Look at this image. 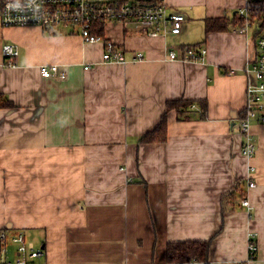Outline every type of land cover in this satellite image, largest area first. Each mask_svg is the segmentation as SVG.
Instances as JSON below:
<instances>
[{
  "label": "crops",
  "instance_id": "0c3cea01",
  "mask_svg": "<svg viewBox=\"0 0 264 264\" xmlns=\"http://www.w3.org/2000/svg\"><path fill=\"white\" fill-rule=\"evenodd\" d=\"M246 1L165 0L185 17L178 34L106 23L127 59L144 55L125 63L61 28L0 23V96L13 103L0 106V227L44 249L33 264H167L168 241L210 238L208 264H243L249 233L258 247L249 264H264V122L250 123L248 158L236 123L260 35L256 23L239 31L234 13ZM215 17L227 28L206 31ZM4 43L18 49L15 66L3 62ZM187 46H204L203 59L180 58ZM47 63L66 76L42 77ZM180 98L205 99L206 117L169 109L166 139L140 142ZM236 180L250 205L237 196L222 211Z\"/></svg>",
  "mask_w": 264,
  "mask_h": 264
},
{
  "label": "built area",
  "instance_id": "2783aa9c",
  "mask_svg": "<svg viewBox=\"0 0 264 264\" xmlns=\"http://www.w3.org/2000/svg\"><path fill=\"white\" fill-rule=\"evenodd\" d=\"M235 13L243 19L239 31L251 23H256L257 28L264 30V0H247ZM184 19L183 13L170 9L165 0H0V23L3 26H38L45 31L66 28L88 42H102V60L117 63H125L129 59L123 48L104 36L102 31L106 23L130 24L155 36L178 34ZM256 45V57L244 67L246 101L241 115L236 119L243 136L240 152L247 158L255 151L249 131L250 123L254 120L264 122V33H260ZM205 50L204 46H187L180 58L202 60ZM2 54L5 65H16L18 49L15 44L4 43ZM143 57L141 51H134L129 61ZM168 57L173 59L176 53L169 50ZM39 72L42 77L66 76V71L56 63L41 64ZM249 170L253 171L250 165ZM247 185L254 186V181L248 178ZM240 204L245 207L250 205L247 197L242 198ZM9 243L15 247L12 255ZM247 249L248 256L243 264H249L257 254L258 247L252 233H249ZM43 254V248L26 241L22 230L11 232L6 227H0V264H33Z\"/></svg>",
  "mask_w": 264,
  "mask_h": 264
},
{
  "label": "trees",
  "instance_id": "16d2710c",
  "mask_svg": "<svg viewBox=\"0 0 264 264\" xmlns=\"http://www.w3.org/2000/svg\"><path fill=\"white\" fill-rule=\"evenodd\" d=\"M236 16L237 14L234 13ZM237 17V16H236ZM228 18H207L204 20V27L206 31L213 29L227 28L229 21ZM239 24L242 23L239 18ZM101 29H99L100 31ZM51 33L50 31H46ZM13 103L7 98L0 96V106H11ZM174 108L178 113V118H191L198 117L203 119L207 113V103L205 99L193 100V99H169L166 101V111L161 115L158 123L149 131L145 132L140 138V142H163L167 136V115L166 112L169 109ZM242 183L236 180L232 186V189L223 197L221 203L222 211L225 210V206L233 205L235 202H239V199L245 197V190L242 189ZM238 199L236 201V197ZM240 204V202H239ZM241 205V204H240ZM242 206V205H241ZM212 243L210 239H188V240H175L168 241L165 246V261L167 264H208L209 251ZM193 262V263H192Z\"/></svg>",
  "mask_w": 264,
  "mask_h": 264
},
{
  "label": "rangeland",
  "instance_id": "374dc122",
  "mask_svg": "<svg viewBox=\"0 0 264 264\" xmlns=\"http://www.w3.org/2000/svg\"><path fill=\"white\" fill-rule=\"evenodd\" d=\"M258 29H259V28H258ZM62 30H65V31H66V28H63ZM259 32H260V33H264V31L261 30V29H259ZM194 36H195V33L192 34L191 37H194ZM26 241H27L28 243H30L27 239H26ZM8 248H9V252H10V254L12 255V254L14 253V249H15L14 244H13V243H9ZM255 258H256V257H255ZM192 263H193V262H192Z\"/></svg>",
  "mask_w": 264,
  "mask_h": 264
}]
</instances>
